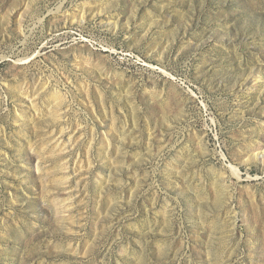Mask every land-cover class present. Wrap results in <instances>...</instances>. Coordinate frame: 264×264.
Returning <instances> with one entry per match:
<instances>
[{
	"label": "rangeland",
	"instance_id": "rangeland-1",
	"mask_svg": "<svg viewBox=\"0 0 264 264\" xmlns=\"http://www.w3.org/2000/svg\"><path fill=\"white\" fill-rule=\"evenodd\" d=\"M0 264H264V0H0Z\"/></svg>",
	"mask_w": 264,
	"mask_h": 264
}]
</instances>
